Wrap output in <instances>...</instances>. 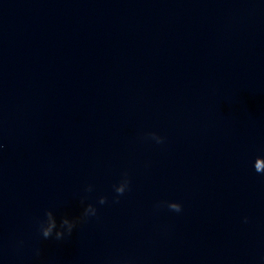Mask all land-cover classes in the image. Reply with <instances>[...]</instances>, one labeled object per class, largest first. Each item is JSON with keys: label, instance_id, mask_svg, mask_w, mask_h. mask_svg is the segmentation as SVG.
<instances>
[{"label": "clouds", "instance_id": "obj_1", "mask_svg": "<svg viewBox=\"0 0 264 264\" xmlns=\"http://www.w3.org/2000/svg\"><path fill=\"white\" fill-rule=\"evenodd\" d=\"M146 140L155 141L157 144L164 143V137L159 136L155 132H149L144 134L142 137ZM3 146L0 145V148ZM260 162V163H258ZM254 169L257 173L264 174V156H257L254 160ZM115 196L112 198L113 203H118L119 198L125 194L126 191L130 190V179L127 172L122 173V177L119 183L113 186ZM86 192H92L93 186L88 185L85 188ZM83 197L81 199V203H84ZM108 196L100 195L98 197L97 203L99 205H105L108 203ZM166 206L169 210L174 212H181L182 205L178 202H160L157 207ZM98 209L92 203H88L84 206L82 213L78 217L69 218L68 216H63L59 220L57 219L54 212L50 209L45 210L44 217L40 219L38 223V231L44 239H55L57 241L63 240L66 236H71L74 229L78 224L87 221L91 217H95L97 215ZM245 223H247V218H245ZM21 244L23 241L20 242ZM36 255H40L39 249L36 250Z\"/></svg>", "mask_w": 264, "mask_h": 264}]
</instances>
